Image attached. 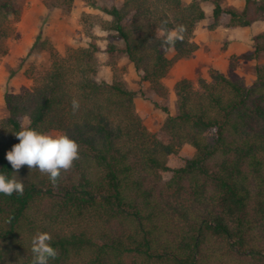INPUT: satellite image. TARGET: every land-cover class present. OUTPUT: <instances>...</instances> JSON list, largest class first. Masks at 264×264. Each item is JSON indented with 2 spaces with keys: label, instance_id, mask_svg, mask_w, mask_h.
Here are the masks:
<instances>
[{
  "label": "trees",
  "instance_id": "trees-1",
  "mask_svg": "<svg viewBox=\"0 0 264 264\" xmlns=\"http://www.w3.org/2000/svg\"><path fill=\"white\" fill-rule=\"evenodd\" d=\"M21 1L0 0V58ZM222 1L101 5L109 19L95 23L122 41L121 52L139 75L140 99L167 115L155 133L143 126L135 94L113 68L115 45L105 49L113 72L102 83L98 45L58 55L37 37L29 53L47 52L48 67L28 66L31 91L3 97L8 116L0 120V172L17 175L24 193L0 194V264H33L37 232L50 234L59 253L49 264H264V65L250 85L217 71L209 82L200 76L177 81L175 115L168 114L162 83L175 61L196 51L190 38L205 18L201 3L212 4L215 26L264 21V0H242L239 11ZM161 25H183V41L163 50ZM262 55L264 32L254 38L253 57ZM73 99L80 105L75 113ZM22 126L64 134L79 145V159L55 185L26 165L13 173L6 153L19 143L14 133ZM185 145L194 150L190 158L179 155Z\"/></svg>",
  "mask_w": 264,
  "mask_h": 264
},
{
  "label": "rangeland",
  "instance_id": "rangeland-1",
  "mask_svg": "<svg viewBox=\"0 0 264 264\" xmlns=\"http://www.w3.org/2000/svg\"><path fill=\"white\" fill-rule=\"evenodd\" d=\"M70 2L67 4L65 2ZM105 0H22L21 14L14 24V35L8 39L7 53L0 58V120L6 119L8 112L4 104V95H21L31 91L32 80L25 75L30 65L48 67L47 52L40 49L29 50L40 35L58 55L70 49L85 48L90 42L100 47L98 55L99 69L96 80L109 83L113 68L120 75L125 87L135 94L133 98L135 112L149 133H155L163 125L167 115L140 99L139 75L127 60L123 43L115 33L104 31L95 23V18L108 20L100 10ZM122 0H118L121 2ZM191 0H183L189 3ZM222 6L237 11L243 7L242 0H223ZM205 18L196 24L190 42L196 51L188 59L173 63L166 77L162 80L168 93L169 115L177 112L174 85L181 79L193 81L197 76L211 80V73L217 71L234 81L250 85L256 79V67L264 65V55L253 57L254 38L264 32V21H258L249 27H227L214 25L210 11V2L201 3ZM109 44L117 47L114 66L109 64L105 49ZM29 53V54H28ZM174 54L166 56L172 59ZM146 89V88H145ZM26 123V121H24ZM51 135H58L51 132ZM194 150L188 145L182 147L179 155L190 158ZM172 166V163H170Z\"/></svg>",
  "mask_w": 264,
  "mask_h": 264
},
{
  "label": "clouds",
  "instance_id": "clouds-1",
  "mask_svg": "<svg viewBox=\"0 0 264 264\" xmlns=\"http://www.w3.org/2000/svg\"><path fill=\"white\" fill-rule=\"evenodd\" d=\"M185 27L179 25L169 29L165 25L159 28L161 48L167 50L177 42L184 39ZM79 101L73 99L72 109L78 111ZM19 143L13 145L12 150L6 153V160L10 163L13 173H17L22 166L29 169H38L41 174H46L53 185L57 183L61 171H67L74 161L79 159V145L67 135H51L41 133L29 127H23L14 133ZM9 177L0 172V194L11 196L14 193L22 196L24 184L16 178ZM52 237L46 232H37L31 240L33 264H49L55 260L59 253L51 246Z\"/></svg>",
  "mask_w": 264,
  "mask_h": 264
}]
</instances>
